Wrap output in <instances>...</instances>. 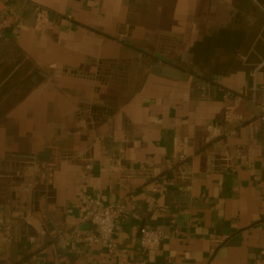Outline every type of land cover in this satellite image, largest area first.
<instances>
[{"label": "crops", "instance_id": "crops-1", "mask_svg": "<svg viewBox=\"0 0 264 264\" xmlns=\"http://www.w3.org/2000/svg\"><path fill=\"white\" fill-rule=\"evenodd\" d=\"M5 4L0 264H264V0ZM228 27L237 63L202 81L191 48ZM94 199L126 209L115 253L85 239Z\"/></svg>", "mask_w": 264, "mask_h": 264}, {"label": "built area", "instance_id": "built-area-1", "mask_svg": "<svg viewBox=\"0 0 264 264\" xmlns=\"http://www.w3.org/2000/svg\"><path fill=\"white\" fill-rule=\"evenodd\" d=\"M16 1V0H12ZM5 0H0V21L1 16L6 9ZM46 11L43 9H37L36 25L35 28L40 30L45 27L46 24ZM225 97H228L226 94ZM252 97L256 102V87L252 88ZM261 115L260 122L264 124V101L258 104ZM234 133V131L232 132ZM126 209L119 202L104 203L101 199H94L90 202L88 211V221L92 224L93 230L85 235V239L89 244H106L109 253H115L117 250L116 244L113 242L115 231L118 229L120 220L124 215ZM27 220V217H25ZM44 230H42L43 232ZM54 234L58 238L73 239L78 236L77 233H70L63 230L60 227L53 229ZM165 238V232L162 229H141L139 244L143 253L156 252L160 249ZM35 238L32 237L31 241ZM12 239H8L10 243Z\"/></svg>", "mask_w": 264, "mask_h": 264}, {"label": "trees", "instance_id": "trees-1", "mask_svg": "<svg viewBox=\"0 0 264 264\" xmlns=\"http://www.w3.org/2000/svg\"><path fill=\"white\" fill-rule=\"evenodd\" d=\"M246 39L240 28H220L205 32L191 48L194 74L202 81L211 82L214 75L233 71Z\"/></svg>", "mask_w": 264, "mask_h": 264}]
</instances>
